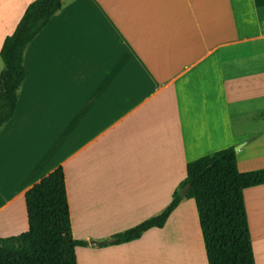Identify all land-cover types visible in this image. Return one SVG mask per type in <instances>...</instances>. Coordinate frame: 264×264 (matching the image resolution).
Here are the masks:
<instances>
[{"label": "crops", "instance_id": "0c3cea01", "mask_svg": "<svg viewBox=\"0 0 264 264\" xmlns=\"http://www.w3.org/2000/svg\"><path fill=\"white\" fill-rule=\"evenodd\" d=\"M32 1L0 0V49ZM24 69L0 129V238L28 230L26 191L61 167L71 236L88 243L76 264H208L193 199L96 244L161 213L197 158L241 144L239 172L264 168V0H65ZM243 199L264 264V184Z\"/></svg>", "mask_w": 264, "mask_h": 264}, {"label": "trees", "instance_id": "16d2710c", "mask_svg": "<svg viewBox=\"0 0 264 264\" xmlns=\"http://www.w3.org/2000/svg\"><path fill=\"white\" fill-rule=\"evenodd\" d=\"M64 1H32L13 33L5 37L0 49V129L16 111L19 89L26 77L27 47L61 10ZM263 184L264 168L239 172L234 146L202 156L186 165L185 179L161 213L96 246L128 243L151 228H162L183 199H193L207 263L255 264L243 191ZM24 199L28 230L0 238V264H76L75 248L88 243L71 236L62 168L57 167L33 185Z\"/></svg>", "mask_w": 264, "mask_h": 264}, {"label": "water", "instance_id": "95a60500", "mask_svg": "<svg viewBox=\"0 0 264 264\" xmlns=\"http://www.w3.org/2000/svg\"><path fill=\"white\" fill-rule=\"evenodd\" d=\"M240 147H241V144H240V145H237L236 147H234V151L236 152L237 150L240 149ZM184 192H185V190H183V191L181 192V196H184Z\"/></svg>", "mask_w": 264, "mask_h": 264}]
</instances>
